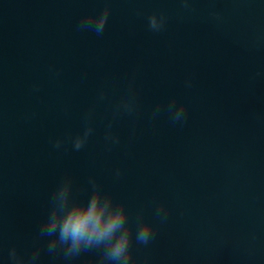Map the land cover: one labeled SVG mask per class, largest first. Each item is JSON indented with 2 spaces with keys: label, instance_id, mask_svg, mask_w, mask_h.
I'll use <instances>...</instances> for the list:
<instances>
[{
  "label": "water",
  "instance_id": "95a60500",
  "mask_svg": "<svg viewBox=\"0 0 264 264\" xmlns=\"http://www.w3.org/2000/svg\"><path fill=\"white\" fill-rule=\"evenodd\" d=\"M64 189L128 264H264V0H0V264H116L43 231Z\"/></svg>",
  "mask_w": 264,
  "mask_h": 264
},
{
  "label": "clouds",
  "instance_id": "9594fccd",
  "mask_svg": "<svg viewBox=\"0 0 264 264\" xmlns=\"http://www.w3.org/2000/svg\"><path fill=\"white\" fill-rule=\"evenodd\" d=\"M103 22L97 28L101 31ZM81 145L77 142L76 147ZM67 189L60 193L62 203L56 207L43 231L51 235L59 232V241L67 245L66 256H73L92 246L107 245L106 257L116 264H128L130 233L124 228L127 214L124 208L114 207L111 200L97 191L87 203L67 202ZM123 229V230H122ZM151 227L145 225L137 234V241L147 244ZM55 243L49 245L53 251Z\"/></svg>",
  "mask_w": 264,
  "mask_h": 264
}]
</instances>
